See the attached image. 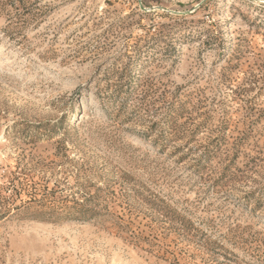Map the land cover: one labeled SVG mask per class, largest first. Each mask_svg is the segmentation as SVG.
I'll use <instances>...</instances> for the list:
<instances>
[{"label": "rangeland", "instance_id": "374dc122", "mask_svg": "<svg viewBox=\"0 0 264 264\" xmlns=\"http://www.w3.org/2000/svg\"><path fill=\"white\" fill-rule=\"evenodd\" d=\"M0 264H264V0H0Z\"/></svg>", "mask_w": 264, "mask_h": 264}]
</instances>
